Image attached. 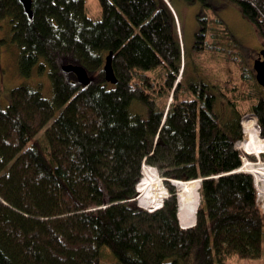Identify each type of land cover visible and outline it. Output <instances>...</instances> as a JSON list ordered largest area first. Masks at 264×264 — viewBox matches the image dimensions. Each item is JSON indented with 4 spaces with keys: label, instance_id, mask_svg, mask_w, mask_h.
I'll return each mask as SVG.
<instances>
[{
    "label": "trees",
    "instance_id": "16d2710c",
    "mask_svg": "<svg viewBox=\"0 0 264 264\" xmlns=\"http://www.w3.org/2000/svg\"><path fill=\"white\" fill-rule=\"evenodd\" d=\"M99 1L101 20L88 17L87 0H33L31 22L19 0H0L22 74L49 69L53 88L45 98L24 84L8 108L0 105V264H102L104 245L121 264L259 258L264 211L255 178L235 171L244 158L259 161L238 148L245 137L240 105L249 104L264 137V87L240 39L216 12H201L188 50L174 0ZM227 3L264 42V0ZM111 52L118 85L104 73ZM67 55L92 74L88 89L72 72L68 81L59 65ZM219 98L227 112L217 110ZM135 103L144 114L133 112ZM145 164L171 193L156 212L133 201ZM174 178L202 180L193 228L180 225Z\"/></svg>",
    "mask_w": 264,
    "mask_h": 264
},
{
    "label": "rangeland",
    "instance_id": "374dc122",
    "mask_svg": "<svg viewBox=\"0 0 264 264\" xmlns=\"http://www.w3.org/2000/svg\"><path fill=\"white\" fill-rule=\"evenodd\" d=\"M212 4H217V6L219 7L218 11H214L210 7H204L202 3H197L196 5H189L184 0H174V6L176 8L178 17L180 19L178 21L179 22V33L181 35V39H183V43L185 42L188 50L193 49L195 45L197 33L200 30V23L198 20V15L201 12H205L208 14H212L216 12V14L220 17V19H222L228 25V27L234 32V34L240 39L241 43L244 46V51H245L247 60L249 62V65L253 68L255 61L258 60L260 57V52L264 49L263 40L260 38V36L256 32L254 26L243 17L241 11L236 6L232 4H228L227 0H209V5H212ZM102 12H103V9H102V6L99 0H87L86 13L89 18L93 20H101L102 15H103ZM20 58H21V49L13 41L12 20L9 18L5 19L0 22V105L4 109L8 108L9 105L11 104L12 91L15 88L20 87L24 84H27L33 87H39L42 95L45 98H52L53 96V90H52L53 88H52V83H51L50 76H49L50 70L48 69V67H46L48 70L44 71L45 69L43 70L42 67L38 65L34 68L32 75L30 77H26L22 74L21 69H20ZM72 64H76V60L72 55L61 57L59 60V65L62 68L64 66H68ZM183 71H184V67L182 68L178 81L182 79ZM187 71L188 72H187L186 78L183 80L184 83H186V81H188V79L194 74L193 69H192V64L189 66ZM64 73L66 74L68 81H73L69 73L65 71ZM185 98H187V95L185 96L183 95L182 99H185ZM227 105L228 104L226 101H224L222 98H219L218 104H217V110L222 113H224V111L227 112L226 110ZM240 106L244 114V117L242 118L243 130H244V123L249 118L255 119L258 124L257 119L253 116V114L249 112V104L243 102ZM133 112L136 114H144L145 108L135 103L133 105ZM244 136H245L243 137L244 140H242L238 144V148L242 150L245 154L251 155V154L246 153V151L242 148V143L246 139L245 130H244ZM262 140L264 142L263 138ZM258 159H259L258 163H254V164L261 163V160H260L261 158L258 157ZM244 160L249 161L248 158H244ZM251 163L253 164V162ZM161 179H162L163 185L166 188L168 194L165 200L163 201L161 208H159L158 210L163 208L166 199H168L171 196L169 188L165 185L166 180L162 177ZM170 180L173 181V179H169L168 181L170 182ZM255 183H256V180H255ZM256 188H257V185H256ZM258 193H259V190H258ZM139 198H140V194L138 191V196L133 200L136 203L137 207H139L142 210L148 211V212H156V211H150V209L147 210V209L142 208ZM179 201H180V198H179V193H178V205H179L178 206L179 207L178 218L180 214V202ZM200 201H201V195H200ZM259 202H260L261 208L264 211V197L260 195V193H259ZM179 222H180V218H179ZM100 255H101L102 264H121V262L116 257L114 252L107 245H104L101 247ZM229 263L230 264H264V240H263L262 255L259 258L243 260L237 257H233L229 260Z\"/></svg>",
    "mask_w": 264,
    "mask_h": 264
},
{
    "label": "bare ground",
    "instance_id": "6f19581e",
    "mask_svg": "<svg viewBox=\"0 0 264 264\" xmlns=\"http://www.w3.org/2000/svg\"><path fill=\"white\" fill-rule=\"evenodd\" d=\"M181 80V79H180ZM259 126L255 119L249 118L244 123L246 139L242 143V148L246 153L261 156L264 151V142L260 135ZM242 169L235 172H245L253 175L260 195L264 197V163L252 164L244 160ZM157 169L145 165L142 167V179L137 190L140 194V204L144 209L157 211L167 197V190L163 185ZM179 189L180 198V223L184 228L193 227L196 224L197 212L200 205V180L190 182L174 181Z\"/></svg>",
    "mask_w": 264,
    "mask_h": 264
},
{
    "label": "water",
    "instance_id": "95a60500",
    "mask_svg": "<svg viewBox=\"0 0 264 264\" xmlns=\"http://www.w3.org/2000/svg\"><path fill=\"white\" fill-rule=\"evenodd\" d=\"M19 1H20V4L23 6L24 11L26 15L28 16L29 20L31 22H34L35 15H34V10H33V0H19ZM113 62H114V53L111 52L110 55L106 58V63L104 65V73H105L106 80L108 83H111L113 85H118L119 80L116 77ZM253 69L256 73L258 83L262 87H264V49L260 52L259 59L255 61ZM62 70L63 72L65 71L67 73L72 72L75 75V80L78 82V84L85 89H88L89 86L93 84L94 82V78L92 74L80 62H76V64L64 66ZM178 82H180V80ZM260 135H261V129H260ZM261 137L264 139L262 135ZM259 158H261V156H259ZM174 181H179V180L175 178L173 179V181L170 180V183L173 186L177 187ZM181 181L185 183L190 182L186 178L182 179ZM200 181L202 183V180ZM200 188H201V184H200ZM108 206L109 205H106V207ZM196 223H197V220H196ZM195 226L196 224L193 227ZM193 227H190V228H193ZM190 228H184V229H190Z\"/></svg>",
    "mask_w": 264,
    "mask_h": 264
}]
</instances>
